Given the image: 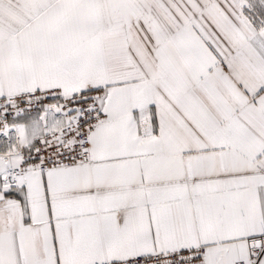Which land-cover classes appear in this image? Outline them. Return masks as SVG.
Listing matches in <instances>:
<instances>
[{"label":"snow or ice","instance_id":"obj_1","mask_svg":"<svg viewBox=\"0 0 264 264\" xmlns=\"http://www.w3.org/2000/svg\"><path fill=\"white\" fill-rule=\"evenodd\" d=\"M0 264H264V0H0Z\"/></svg>","mask_w":264,"mask_h":264}]
</instances>
